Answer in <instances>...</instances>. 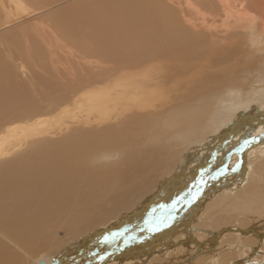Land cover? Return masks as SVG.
Masks as SVG:
<instances>
[{"label": "bare ground", "instance_id": "1", "mask_svg": "<svg viewBox=\"0 0 264 264\" xmlns=\"http://www.w3.org/2000/svg\"><path fill=\"white\" fill-rule=\"evenodd\" d=\"M5 1L0 30L29 19L60 41L35 16L69 0ZM151 2L112 44L49 61L61 86L8 88L0 264H264V0Z\"/></svg>", "mask_w": 264, "mask_h": 264}, {"label": "rangeland", "instance_id": "2", "mask_svg": "<svg viewBox=\"0 0 264 264\" xmlns=\"http://www.w3.org/2000/svg\"><path fill=\"white\" fill-rule=\"evenodd\" d=\"M27 1L30 3L31 6H33V8H38L40 5L45 4V3H51L53 0H38V1L27 0ZM55 1L58 2L59 0H55ZM61 1H64V0H61ZM181 1L184 2V0H181ZM1 4H2V1H1ZM3 4L4 6L0 5V12L4 13V11L11 9V7L7 5L5 0H3ZM150 4L151 6H154L152 2L150 3V0L149 1L148 0H69L66 2H62L61 4H58L55 7H52L51 10L45 13H40L35 16L36 18L40 17L41 22L48 23L53 26L52 28L59 34V38H60L59 42H55L54 40L50 39V37L48 36L49 32L47 33L46 29H42V28L39 29L38 27H35L33 24L32 25L30 24L29 26H27L28 24L26 25V23H28L29 19L21 23L14 24L3 30H0V39H2L3 37L6 39V42L0 40L1 41L0 43V96L3 95L4 97H2V99L4 98L6 99L3 102L1 101L0 105L1 106L8 105V103L10 102L9 99L11 100V98H9L7 101V98L9 97L7 94L9 93L8 88H16V86H18V89H19L20 87L22 88V86L25 87L24 85H26L27 88L25 89L27 92H29L30 87L28 89V86L29 85L31 86V83L28 81L29 79L36 80L35 78L36 76L41 77L42 75L41 83H43V79H44L45 81H48V83L50 82L52 84V87L55 86L56 83H57V86L58 85L61 86L63 83L66 82L67 79H64L61 82V80L58 77L59 75L54 73L51 65L49 64V61H53L54 63H58V62L62 63L66 61L65 59L67 58L69 47L72 48L73 50L77 48L80 49L81 43L83 44V43H95L96 42V44H100V43L106 42L107 44H112L116 40L117 37L120 36V38H122L121 36L123 35V31L125 30L126 27L135 28V26H137L138 24L139 26H142L147 23L149 18L146 17L147 16L146 7H150ZM168 6L169 4L167 3L165 7H168ZM169 7L172 9L171 6ZM138 8L139 10L143 9V11L141 12L138 11ZM154 8L157 9L156 6H154ZM46 13H50V14L54 13V16H56L58 13L59 15H57L56 18H50V16H44V14ZM69 16H72V19ZM67 17H69L68 18L69 20L65 19ZM133 17L135 18V20ZM62 18H64L65 20ZM132 19L135 24L137 23L136 25L133 23ZM151 19H152L151 22H157V18L155 17V14L152 15ZM130 22L133 25V26L131 25V27L129 25ZM23 24H25V28H22V29L19 28ZM48 38L52 40V43L50 42ZM62 41L67 42V44ZM49 44L51 45L49 46ZM59 45L62 47V49L61 47L58 48ZM55 46H58V47H55ZM255 50L256 49L252 48L250 45L243 44L242 51H240L236 55V58L239 59V57H241L242 55H249L252 53V51H255ZM56 57H58V59ZM230 63H232V61H230ZM231 69L234 70V68H231ZM237 73H239V71L233 73L234 75L231 74V76L230 75L226 76L224 78L225 82L229 84L230 82L240 81L237 79L235 80L237 75L239 76V74ZM262 75H263V78H262V82H263L264 81V70H263ZM17 79L21 80L20 81L21 83L24 81V83L17 85L19 84V83H16L18 82ZM56 79H59L58 82L59 81L60 82L58 83ZM34 82L37 83L39 81H33V83ZM41 83L40 82L38 83V85L41 86L40 90H39L40 86L39 87L37 86L35 89V92L36 91H39L41 93L46 92L48 87H46L45 85ZM213 83L214 82L210 83V85ZM12 84L14 85V87ZM254 84H257V83H254ZM34 86H36V84H34ZM203 88H205V86H203ZM18 89H15L16 95H18L19 93ZM21 92H23L22 89H21ZM29 96H32V94H30ZM33 96H36V95H33ZM261 108L262 109L260 110H264V107H261ZM257 112L258 110L255 109L254 111L255 114L253 115L254 118H258L259 114ZM242 114L243 116L241 115V117H243L244 119L248 117V113H246V115L245 113H242ZM11 117H12L11 115H7L4 117V120L10 121ZM262 132H264V130ZM223 133L224 132H222L221 135H223ZM188 153L186 154L189 155ZM186 154L182 153L183 159ZM179 164L181 166V162ZM185 166L187 167L184 169V167H179V165L177 166V163H176V166H175L176 169L173 172H171V174H173L174 177L176 176L180 177L179 181L182 178V173L185 172L186 170H189L190 165H185ZM154 177L156 178V180L158 179L157 176H154ZM208 230L209 229L205 231H208ZM57 238L59 239V242L57 245H55L56 248H59V245L61 246V244L63 245L62 248H64V246L68 244L69 236L66 233L58 232ZM161 240L164 241L163 238H161Z\"/></svg>", "mask_w": 264, "mask_h": 264}, {"label": "snow or ice", "instance_id": "3", "mask_svg": "<svg viewBox=\"0 0 264 264\" xmlns=\"http://www.w3.org/2000/svg\"><path fill=\"white\" fill-rule=\"evenodd\" d=\"M246 143H247V142H246ZM203 182H204L203 180L200 181V183H203ZM106 239H107V238H106Z\"/></svg>", "mask_w": 264, "mask_h": 264}]
</instances>
